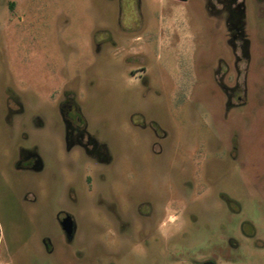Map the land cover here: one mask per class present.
Returning a JSON list of instances; mask_svg holds the SVG:
<instances>
[{
    "label": "rangeland",
    "instance_id": "1",
    "mask_svg": "<svg viewBox=\"0 0 264 264\" xmlns=\"http://www.w3.org/2000/svg\"><path fill=\"white\" fill-rule=\"evenodd\" d=\"M0 248L264 264V0H0Z\"/></svg>",
    "mask_w": 264,
    "mask_h": 264
},
{
    "label": "water",
    "instance_id": "2",
    "mask_svg": "<svg viewBox=\"0 0 264 264\" xmlns=\"http://www.w3.org/2000/svg\"><path fill=\"white\" fill-rule=\"evenodd\" d=\"M65 231L67 232L68 235L72 234V228H73V224L70 221H65L63 223Z\"/></svg>",
    "mask_w": 264,
    "mask_h": 264
},
{
    "label": "flooded vegetation",
    "instance_id": "3",
    "mask_svg": "<svg viewBox=\"0 0 264 264\" xmlns=\"http://www.w3.org/2000/svg\"><path fill=\"white\" fill-rule=\"evenodd\" d=\"M201 264H218V259H206Z\"/></svg>",
    "mask_w": 264,
    "mask_h": 264
},
{
    "label": "crops",
    "instance_id": "4",
    "mask_svg": "<svg viewBox=\"0 0 264 264\" xmlns=\"http://www.w3.org/2000/svg\"><path fill=\"white\" fill-rule=\"evenodd\" d=\"M1 248H0V264H7V260L6 259H3L2 257H1Z\"/></svg>",
    "mask_w": 264,
    "mask_h": 264
},
{
    "label": "trees",
    "instance_id": "5",
    "mask_svg": "<svg viewBox=\"0 0 264 264\" xmlns=\"http://www.w3.org/2000/svg\"><path fill=\"white\" fill-rule=\"evenodd\" d=\"M178 1H188V0H178Z\"/></svg>",
    "mask_w": 264,
    "mask_h": 264
}]
</instances>
